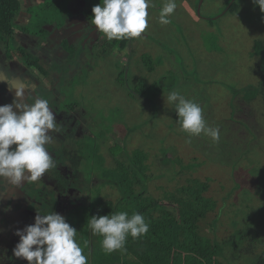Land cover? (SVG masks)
Instances as JSON below:
<instances>
[{"label": "rangeland", "instance_id": "1", "mask_svg": "<svg viewBox=\"0 0 264 264\" xmlns=\"http://www.w3.org/2000/svg\"><path fill=\"white\" fill-rule=\"evenodd\" d=\"M21 1L25 10L29 4H34L29 0ZM86 1L91 5L90 9L102 3V0ZM86 1L78 7L86 9ZM166 2L151 0L148 27L140 37L128 42L127 39L107 40L105 45L108 48L118 50L114 53L108 50L106 56L98 50L93 52L94 49L85 52V58L93 63L88 68L82 62L72 86H63L62 90L73 100H78L80 107L89 112L88 116L102 118L100 123L106 133L117 125L114 127L116 143L121 146L126 143L127 148L133 139L137 143L134 146L141 144V149L148 153V162L154 163L148 173L151 176L168 175V169L179 171L191 162L200 166L185 170L173 182L168 176L157 178L150 183L149 190L161 197L163 191L183 184L187 178L210 180L209 196L217 200L218 208L202 223L204 233L223 241L230 238L236 228L251 238L249 230L253 228L258 235L255 237L260 239L256 238V245L255 241H244L241 247L236 245L237 249L231 247L228 251L237 250L242 256L234 258L235 264H254L257 255L250 256L254 246L256 252L264 251V222L255 226L250 219L264 214V94L252 101L246 98L250 99L251 93H258L254 86L263 85L261 90H264V13L252 0H175L177 8L169 17L171 22L162 25L159 12ZM27 16H22L19 22H28L31 16ZM87 25L88 22L83 24L85 29ZM76 30L82 31L83 27ZM70 31L58 35L59 43L66 37L79 41L74 29ZM82 34L85 37L89 31ZM46 43L44 48L49 45ZM118 43L122 47L115 45ZM3 45L7 44L1 42L0 48ZM55 49V53L48 51L44 55L45 63L62 64L65 61L64 48L57 46ZM32 51L45 50L34 47ZM81 56L71 63L81 65ZM57 77L56 74L53 80ZM247 88L250 89L242 92ZM172 91H179L186 99L201 106L207 125L220 130L218 142L203 134L189 137L181 130L174 105L167 103V96ZM4 94H1L0 101L14 99L13 95L4 97ZM58 117L62 116H57L56 121ZM110 117L119 121H111ZM93 118L91 121L95 125L97 121ZM76 120L83 122L84 112L75 115L73 122ZM52 135L61 137L55 132ZM52 146L51 143L46 145L47 150ZM246 150L250 153L247 160L242 155ZM164 151L168 159L180 158L182 164H161L167 159L162 155ZM239 162L243 166H239ZM11 197L9 194L0 201L4 212L8 210ZM78 200L75 195L63 198L60 214L65 216L68 208L75 206ZM13 206L15 211L21 208L19 203ZM17 217L15 214L14 223L17 220L18 224H10L7 217L4 220V216H0V252L12 251L19 242L15 233L24 228L20 223L24 216ZM218 217L214 235L211 223ZM3 243L9 245L3 247ZM15 262L27 263L16 257ZM0 263L8 264L5 261Z\"/></svg>", "mask_w": 264, "mask_h": 264}, {"label": "trees", "instance_id": "2", "mask_svg": "<svg viewBox=\"0 0 264 264\" xmlns=\"http://www.w3.org/2000/svg\"><path fill=\"white\" fill-rule=\"evenodd\" d=\"M20 2V0H0V42L11 41L16 26L15 20L21 12ZM36 7L29 9L31 13L34 12L32 34L44 41L46 37L39 32V27L45 23V20L49 25L55 23L60 25L63 7L51 1L45 4L39 3ZM232 8L233 6L230 9ZM130 40L127 39L126 41ZM115 45L122 47L120 43ZM19 49L27 59L29 67L43 81L49 78L53 72L62 68L58 64L46 65L26 49ZM81 50H83L82 47L70 46L67 49V64L75 62L81 55ZM61 72L62 79L68 76L64 68ZM262 86H254V88H258V93H251L250 99L247 97L246 100L252 101L260 95L263 97ZM250 88L244 89L242 92ZM40 91L41 93H38L39 98L48 99L49 107L53 108L51 94L46 85H40ZM62 92L63 90L58 88L56 90L57 96ZM144 97L146 98V96ZM59 109L70 110L64 105L60 106ZM54 111L58 112L55 109ZM120 118L122 117L120 116ZM101 119H95L97 122L94 126L90 125V134H86L80 141H76L73 148L69 150V153H73L77 157L75 165H70L60 158L58 160L53 157L56 167L46 172H50L53 177H59V167L61 169L67 167L73 171V176L68 182L71 183L70 187L78 192L79 200L75 206L68 209L65 218L71 226L77 229L76 241L83 249V254L87 256L88 264H235L236 259L234 258L242 256H239L237 250L228 251L231 247L237 249L236 245L241 247V243L244 241L252 243L255 241L256 245V238L258 237L255 236L258 235L257 232L254 233L253 228L249 230L252 234L251 238L239 233L236 228L230 238L223 241L216 237L210 238L204 233L202 223L211 212L218 208L217 200L209 196L210 180L190 177L183 184L171 190L163 191L161 197L153 195L149 190V185L155 179L168 176V180L173 182L185 170H195L200 166L193 165L191 162L189 166H182L179 171L172 168L168 169V175L151 176L148 173L151 172L154 163L148 162V153L141 149V144L134 146L137 143L132 139L129 141L131 143L127 144V148L126 143L123 146L119 145L109 135L113 128L110 127L106 133V130L103 129V123H100ZM110 120L119 121H116L115 117H110ZM248 154H250L249 151H243V159H249ZM162 155L167 158L165 151ZM177 163L181 165L182 160L180 158L172 160L167 158L165 163L162 161L161 164L175 166ZM239 166H243L241 162H239ZM252 171H255V168H252ZM40 191L37 190L30 195L33 202L29 209L38 210L37 212L41 214L55 212L56 202L46 201L44 199L45 194ZM121 211L127 212L129 216L133 213L142 214L149 224V231L142 238L133 239L129 236L125 253H107L101 247L103 237L93 235L88 226V220L93 215L101 216ZM222 213L220 212V214ZM219 217L211 223L214 235L217 233ZM250 219L252 224L257 226L258 222H264V214L258 217L251 216ZM261 241L263 242V240ZM259 243L257 244L259 245ZM256 250L254 246L250 255H257L254 264H264V251L256 252ZM4 254H10L13 257L10 252H4ZM8 261L10 264H16L13 262L14 258L8 259Z\"/></svg>", "mask_w": 264, "mask_h": 264}, {"label": "clouds", "instance_id": "3", "mask_svg": "<svg viewBox=\"0 0 264 264\" xmlns=\"http://www.w3.org/2000/svg\"><path fill=\"white\" fill-rule=\"evenodd\" d=\"M252 2L264 13V0ZM151 6V0H102L91 9L92 23L108 41L137 38L148 27ZM176 8L175 0H167L160 9L159 23L169 24ZM27 87L25 84L10 89L14 91L13 102L0 106V197L14 196L15 189L28 181L42 179L49 169L56 167L46 145L52 142V134L60 131V125L48 99L26 100ZM167 103L174 105L177 122L189 137L203 134L214 142L219 141V128L207 125L198 103L186 99L179 91L170 92ZM88 226L93 235L103 237L101 247L107 253H125L129 236L138 239L149 231L142 214L129 216L124 211L93 215ZM77 232L61 214L37 213L34 224L16 231L19 242L12 250L13 256L27 264H88L76 241Z\"/></svg>", "mask_w": 264, "mask_h": 264}, {"label": "flooded vegetation", "instance_id": "4", "mask_svg": "<svg viewBox=\"0 0 264 264\" xmlns=\"http://www.w3.org/2000/svg\"><path fill=\"white\" fill-rule=\"evenodd\" d=\"M21 1V0H20ZM49 0H29V2H33L31 7H27V9H23V2H20L21 6V12L17 16L15 20L16 28L14 27V32L12 35V39L9 42H3L7 45H3L6 51L7 55V60L14 61L16 65L21 66L22 64H18L17 61H21L22 63H25L26 66L29 68L31 75L33 76L31 79V83L28 84V87L25 90V96L28 98L30 97H40L38 93H41L40 91V85L42 84L46 85V88L48 89V92L51 94V103L53 104V108L58 111L55 112L54 109L51 107V109L55 112V116H62L58 117L59 120H57V124L60 125V131L57 133L58 135H61L62 140L60 139L61 137L58 136H53V140L51 144L53 145L51 147V150H48L49 153L54 157L55 159H62L64 162L69 163L70 165H75L77 157L73 153H69V150L73 148L74 144L76 141H80L83 136L86 134H90V125L94 126L92 124L91 119L93 118L92 116H88V112L83 108L80 107V104L78 100H73L71 95H66V93L63 91L62 93H59V97L56 94V90L58 88L66 87V86H72V83L75 81V74L76 72L79 71V69L82 66V62H85L86 67H90L89 64L93 63L91 60L88 58H85V52H91L93 49V52L95 50L101 51L104 55L105 53H114L118 49H111L108 48L106 44V37L102 35L98 30L96 29L95 25L92 23V12L91 9L89 8L88 2L86 0H53L51 2H55L56 5L59 4L63 7V11L61 12V23L60 25L58 23H55L54 25H49L47 23V20H45L44 24L39 27V32L45 35L46 37L44 41L40 40L39 37L35 36L32 34V23L34 19V13H31L29 11L30 8L37 6L39 3H47ZM87 2V8L86 9H81L78 6L83 2ZM59 2V3H57ZM60 2H63L62 4ZM27 15L31 16L30 20L28 22H19V19H21L22 16L28 17ZM85 22H88V25L85 27L83 24ZM71 25V26H70ZM79 27H83L82 31H77L76 29ZM72 29H74V32L76 36L79 37V41L76 42L74 40H71L69 38H63L62 42L59 43V40L57 39L58 35H64ZM84 31H89V35L82 37ZM95 33V35H94ZM74 34V35H75ZM94 35V36H92ZM76 38V37H75ZM104 38V39H103ZM28 40V45H25L21 41ZM0 42V43H1ZM47 42L49 45H47L44 48V44ZM67 42V44H65ZM42 43V44H41ZM46 43V44H47ZM41 44V45H40ZM57 46H62L64 48V51L66 52L65 56V61H63L62 64H59L57 62L54 63H45L46 61L44 60L45 54L48 51H54V53L57 51L55 48ZM70 46H75V48H83L81 50V65H74L73 63L67 64V59H68V51L67 49ZM36 47L38 50L43 49L45 51H37L36 53L32 51V49ZM95 47V48H94ZM19 48H24L27 51H29L31 54L34 56H37L44 64L46 65H52V64H58L60 67L64 68L65 71H67V77L62 79L61 77V69H59L56 72H53L49 78L45 79V81L41 80L37 74L34 72L33 69L29 67V63L27 59L21 54V51ZM11 55V57H8ZM108 55V54H107ZM1 58L5 59L4 53L0 51V60ZM11 58V59H10ZM17 59V60H15ZM27 62V63H26ZM57 74V79L54 81L53 78ZM13 77H16V74H12ZM22 76V75H21ZM22 77H28V76H22ZM27 84V83H26ZM1 96V95H0ZM14 96V94H13ZM1 98V97H0ZM8 98V97H7ZM26 98V97H25ZM11 99L8 98V100H3L0 101V106L7 104L6 102H9ZM12 101V100H11ZM11 104V103H10ZM66 106L69 107L70 110H60V106ZM84 112L85 120L82 122L80 120H76L73 122V119L75 118V115L78 113ZM94 119V118H93ZM87 120V121H86ZM74 124L72 127L71 125ZM78 124V127L76 124ZM83 127V128H82ZM111 135L110 137L115 140L114 133L116 132L115 128L112 127ZM125 130V129H124ZM70 131V132H69ZM76 135V136H75ZM75 136V137H74ZM59 138V139H58ZM61 155V156H59ZM60 170V176L59 177H53L50 172L44 174V178L39 179L37 181H28L24 183L21 187L15 189V195L11 197V203L7 206L8 210L3 211V208H0V216L7 217L6 221L10 222V224H18L17 220L16 223H14V216L15 214L18 215L17 219H20L21 216L23 220H20V223H23V227L25 228L28 225L34 224V218L38 214H41L37 212L36 210H31L29 209V206L32 207V199H31V194H34L35 191L41 190L40 192L44 195V199L46 201H54L57 204V208L55 209L56 213L60 214V204L62 202L63 198H66L67 196H74L77 199L79 195H77V191L70 187V180L73 176V171H70L67 167H63L62 169L59 167ZM68 184V186H67ZM24 189V190H23ZM5 197V196H4ZM4 197H0V201L2 202ZM14 203H19L21 204V210L18 209L15 211L13 208ZM69 209V208H68ZM68 212V210H67ZM66 212V213H67ZM66 216V214H65ZM64 216V217H65ZM33 218V220H32ZM31 221V222H30ZM9 244L3 243L2 246H7ZM2 252V254H1ZM0 252V261H5L6 263L10 264L8 259H13L15 262V257L11 256L10 254H4V252H10L13 255V252L10 250H3ZM1 264V263H0Z\"/></svg>", "mask_w": 264, "mask_h": 264}, {"label": "crops", "instance_id": "5", "mask_svg": "<svg viewBox=\"0 0 264 264\" xmlns=\"http://www.w3.org/2000/svg\"><path fill=\"white\" fill-rule=\"evenodd\" d=\"M31 7L32 4H29ZM25 45H28V40L21 41ZM0 51L4 53L5 59L1 58L0 60V95L4 94V97L7 95H13L14 91H10V89L15 90L17 88H20L24 86L26 83L27 85L31 83V79H33L31 72L29 68L26 66L25 63H22L21 61H17L18 64H22L21 66L16 65L14 61L7 60V55L5 48L2 46L0 48ZM17 60V59H15ZM16 74V77H13L12 74ZM28 76V77H22V76ZM3 90V91H1ZM7 92V93H6ZM26 100L28 102H32L33 97L28 98L27 96ZM3 101V100H2ZM13 100H10V103H12ZM7 104H10L9 102H6ZM3 105V104H2Z\"/></svg>", "mask_w": 264, "mask_h": 264}, {"label": "water", "instance_id": "6", "mask_svg": "<svg viewBox=\"0 0 264 264\" xmlns=\"http://www.w3.org/2000/svg\"><path fill=\"white\" fill-rule=\"evenodd\" d=\"M198 13H199V10H198Z\"/></svg>", "mask_w": 264, "mask_h": 264}]
</instances>
